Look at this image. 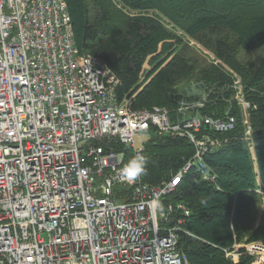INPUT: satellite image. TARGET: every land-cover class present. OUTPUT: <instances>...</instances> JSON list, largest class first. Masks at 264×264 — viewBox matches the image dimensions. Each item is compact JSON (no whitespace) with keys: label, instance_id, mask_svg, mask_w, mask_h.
<instances>
[{"label":"built area","instance_id":"built-area-1","mask_svg":"<svg viewBox=\"0 0 264 264\" xmlns=\"http://www.w3.org/2000/svg\"><path fill=\"white\" fill-rule=\"evenodd\" d=\"M119 83L80 53L65 0H0V264H192L179 249L181 232L192 233L182 220L162 224L159 203L192 162L157 186L128 183L112 142L132 145L153 123L188 135L195 158L219 142L196 140L190 128L223 131L234 120L174 125L166 107L118 101ZM127 184L125 202L115 188ZM249 250L252 264H264L262 244Z\"/></svg>","mask_w":264,"mask_h":264},{"label":"trees","instance_id":"trees-1","mask_svg":"<svg viewBox=\"0 0 264 264\" xmlns=\"http://www.w3.org/2000/svg\"><path fill=\"white\" fill-rule=\"evenodd\" d=\"M66 1L77 46L101 57L121 78L120 99L137 91L135 86L149 65L154 66L148 73L151 80L136 94V108L161 105L173 110L178 98L187 94L183 85L193 83L215 100L211 98L207 112L224 116L229 109L238 119L234 129L220 135L227 139L224 146L205 157L218 174L217 182L203 179L194 166L163 201L184 202L191 211L182 228L193 235L181 232L179 240L189 262L233 264L224 248L241 241L264 243V0ZM125 7L146 12L130 15ZM150 9L165 15L176 27H168ZM178 29L241 77L245 97L252 105L249 120L261 184L245 137L243 112L233 99L232 73L191 45ZM115 147L124 149L118 144ZM127 153L131 155L132 148ZM193 153L194 147L186 139L153 136L145 143L148 172L143 181L157 185L168 180ZM219 214H224L222 222L216 219ZM199 227H206L207 232ZM252 259L244 255L239 264H249Z\"/></svg>","mask_w":264,"mask_h":264},{"label":"clouds","instance_id":"clouds-1","mask_svg":"<svg viewBox=\"0 0 264 264\" xmlns=\"http://www.w3.org/2000/svg\"><path fill=\"white\" fill-rule=\"evenodd\" d=\"M148 159L146 156L140 154L135 155L124 164L119 170V174L128 183H135L142 176L147 175Z\"/></svg>","mask_w":264,"mask_h":264},{"label":"rangeland","instance_id":"rangeland-1","mask_svg":"<svg viewBox=\"0 0 264 264\" xmlns=\"http://www.w3.org/2000/svg\"><path fill=\"white\" fill-rule=\"evenodd\" d=\"M196 43V42H195ZM195 48H197V47H195ZM256 54H257V52H255V53H253V55H254V57L256 58ZM257 59V58H256ZM184 87H189L190 89H191V91H195V92H197L198 91V87H191L192 86V84L190 83V84H184L183 85ZM234 179V178H233ZM101 181L99 180V179H97L96 180V185H98L99 183H100ZM217 220H219V222H222L223 220H224V214H219L218 215V217L216 218ZM201 230H203L204 232L206 231L207 232V229H206V227H199Z\"/></svg>","mask_w":264,"mask_h":264},{"label":"water","instance_id":"water-1","mask_svg":"<svg viewBox=\"0 0 264 264\" xmlns=\"http://www.w3.org/2000/svg\"><path fill=\"white\" fill-rule=\"evenodd\" d=\"M149 138L147 136H144V137H137L135 139V147L136 148H139L143 145V142L148 140Z\"/></svg>","mask_w":264,"mask_h":264},{"label":"snow or ice","instance_id":"snow-or-ice-1","mask_svg":"<svg viewBox=\"0 0 264 264\" xmlns=\"http://www.w3.org/2000/svg\"><path fill=\"white\" fill-rule=\"evenodd\" d=\"M0 99H3V97H0ZM8 135L11 136L12 133H9ZM34 151H35V149H34ZM5 154H6V153H5ZM17 179L19 180V175H18V174H17Z\"/></svg>","mask_w":264,"mask_h":264},{"label":"crops","instance_id":"crops-1","mask_svg":"<svg viewBox=\"0 0 264 264\" xmlns=\"http://www.w3.org/2000/svg\"><path fill=\"white\" fill-rule=\"evenodd\" d=\"M77 44V43H76ZM93 54V53H92ZM93 55H95V54H93ZM95 56H97V55H95ZM98 58H100L101 60H103L101 57H99V56H97ZM104 61V60H103ZM104 62H106V61H104ZM107 63V62H106Z\"/></svg>","mask_w":264,"mask_h":264},{"label":"bare ground","instance_id":"bare-ground-1","mask_svg":"<svg viewBox=\"0 0 264 264\" xmlns=\"http://www.w3.org/2000/svg\"><path fill=\"white\" fill-rule=\"evenodd\" d=\"M65 1H66V0H65ZM66 2H67V1H66ZM186 163H187V162H186ZM177 186H178V185L175 186V189H176Z\"/></svg>","mask_w":264,"mask_h":264}]
</instances>
